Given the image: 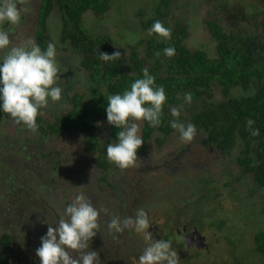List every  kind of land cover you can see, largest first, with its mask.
I'll return each instance as SVG.
<instances>
[{
    "label": "rangeland",
    "instance_id": "1",
    "mask_svg": "<svg viewBox=\"0 0 264 264\" xmlns=\"http://www.w3.org/2000/svg\"><path fill=\"white\" fill-rule=\"evenodd\" d=\"M40 1L20 0L25 9L20 22L4 25L11 29L14 42L35 39ZM151 2L112 0L111 8L104 15L85 12L83 23L94 34L112 36L115 44L120 40V46L140 39L145 41L148 34L139 30L135 11H151ZM263 12L264 0H172L167 19L170 23L180 19L188 22L185 44L212 54L214 41L204 19L218 16L219 22L228 28L237 25L240 29H249V24L256 18L261 19ZM59 25L52 11L46 26L50 41L57 46L61 69L58 83L71 93L82 89L80 81L84 74L76 57L60 43ZM3 54L0 50V55ZM50 103L43 115L37 116L35 131L16 124L7 113L0 120V235L7 233L14 248L13 256L2 264H40L36 249L47 230L41 221L46 218L55 223L63 204L77 191H83L96 207L107 210L101 213L99 232L90 241V248L99 254V264H137L139 251L148 243L143 233L132 228L114 234L107 229L112 209L124 205L122 213L127 215L120 217L135 215L132 206L135 199L127 204L133 190L142 201L138 199L143 206L140 208L149 214L150 226L156 227V233L161 235L171 234L168 240L176 252L181 250L177 247L182 239L178 230L183 225L199 229L209 250H204L189 264H200L202 259L206 264H236L235 254L251 246L254 232L264 225L262 215L252 212L258 209L247 198L245 179L235 176L240 171L238 165L214 147L204 145L202 133L197 132L190 142L181 141L177 131L160 142L147 141L136 165L119 170L113 167V171L106 172L111 184L107 185L97 174L98 169L89 165L79 138L62 134L52 139L46 121L50 122L58 110L54 113L55 108L51 106L55 102ZM219 218L224 219L220 229L210 226ZM224 230L232 232L231 239L222 236Z\"/></svg>",
    "mask_w": 264,
    "mask_h": 264
},
{
    "label": "trees",
    "instance_id": "2",
    "mask_svg": "<svg viewBox=\"0 0 264 264\" xmlns=\"http://www.w3.org/2000/svg\"><path fill=\"white\" fill-rule=\"evenodd\" d=\"M171 2L152 0L151 11H135L139 30L147 32V39L120 46V40L115 44L112 36L94 34L83 23L85 12L104 15L111 8L112 0L40 1L35 41L41 48L50 41L46 21L53 11L60 23V43L76 57L84 74L80 81L81 90L68 93L69 89L62 87L61 100L51 106L55 108L54 113L58 112L53 114L50 122L46 121L47 128L52 131V139L62 134L79 138L85 147L84 154L89 157V165L98 169L100 179L111 185L106 172L113 171V167L119 168L107 159L105 149L107 143L115 140L118 129L107 121V96L122 93L147 68L155 77V84L164 87L167 99L162 107L161 123L156 127L144 123L141 129L144 143L137 150V157L145 152L147 141L160 142L171 132H176L170 126V121L176 119L172 117L170 108L183 104L178 119L185 124L193 123L197 132L202 133L204 145L214 147L238 165L240 171L235 176L245 179L247 198L253 208L258 209L252 212L262 215L264 221V12L259 16L261 19L256 18L249 24V29H240L237 25L228 28L219 22L218 16L204 19L205 28L214 41L213 53L210 54L202 48H191L185 44L189 23L181 19L172 23L168 21ZM155 20L171 29L169 39L149 34L148 29ZM168 46L175 49L171 57L163 53ZM100 51L108 54L119 51L121 56L105 62L99 59ZM157 52L160 54L156 55ZM185 92L192 93L190 104L183 101ZM63 104L69 106L63 108ZM3 118L4 114L0 112V120ZM248 119L255 121L252 127L259 129V135L250 134L246 126ZM2 152L5 158V151ZM131 186L137 189L135 185ZM128 197L131 199L127 204L135 199L132 206L135 211L140 208V198L135 190ZM123 211L124 205H121L112 209L110 215H127ZM223 224L224 219L219 218L210 226L220 229ZM222 232L224 238L231 239L232 232ZM154 233L158 236L155 239L168 240L171 236L156 233V229ZM250 245L243 249V253L241 249L235 254L238 257L236 264H264V225L254 232ZM13 252L11 237L7 233L1 234L0 263L8 261ZM177 253L178 264L190 262L183 259L179 251ZM203 260L201 263L206 264Z\"/></svg>",
    "mask_w": 264,
    "mask_h": 264
},
{
    "label": "clouds",
    "instance_id": "3",
    "mask_svg": "<svg viewBox=\"0 0 264 264\" xmlns=\"http://www.w3.org/2000/svg\"><path fill=\"white\" fill-rule=\"evenodd\" d=\"M18 5L20 0H0V50L4 53L0 55V112L10 114L16 124L35 131L37 116L43 115L50 102L62 98L63 89L58 83L61 69L54 42L49 41L45 48L31 37L22 43L14 42L11 29L4 25L20 22L25 9ZM148 32L167 40L171 29L155 20ZM163 53L171 57L175 49L168 46ZM98 55L100 60L107 62L120 57L121 53L100 51ZM142 72L143 75L133 80L122 93L107 96V121L118 131L115 140L106 144L105 152L107 159L120 169L136 165L137 150L144 143L141 129L145 122L151 127L161 123L162 107L167 99L164 87L155 84V77L148 69L144 68ZM183 101L190 104L192 93L185 92ZM182 109L183 104L170 108L172 117L176 118L170 121V126L177 131L181 141L190 142L197 129L193 123L185 124L178 119ZM254 123L248 119L246 126L251 135L257 136L259 129L252 127ZM105 211L103 207H96L83 191H77L69 202L63 204L55 223L46 218L41 221L47 225V230L36 249L40 264H99V254L90 248V241L99 232V218ZM149 226V214L143 208H138L134 216L112 215L107 221L110 234L128 228L143 233L148 243L136 258L137 264H178L179 256L171 241L153 239Z\"/></svg>",
    "mask_w": 264,
    "mask_h": 264
},
{
    "label": "flooded vegetation",
    "instance_id": "4",
    "mask_svg": "<svg viewBox=\"0 0 264 264\" xmlns=\"http://www.w3.org/2000/svg\"><path fill=\"white\" fill-rule=\"evenodd\" d=\"M195 226L193 227H189L187 228V226L184 227H181L180 230H178V234L181 236V240L180 242L178 243L177 247H179L178 249L181 248V250L179 251L181 257L184 259L186 258L188 261H193L195 258L197 259V257L199 258L200 256V253L202 254V252L204 250H209V245H200V246H197L195 243H191V242H188L189 240L187 239V234L194 228ZM197 228V227H196ZM152 229H156V227H151L149 226V229L151 232H152ZM198 230V229H197ZM199 232V231H198ZM202 235V234H201ZM196 238V236H195ZM155 239V238H154ZM192 239V238H191ZM200 242V241H198ZM173 243V242H172ZM210 251L206 252V253H203L204 254H208ZM199 261V260H198ZM2 263H5V262H2ZM0 263V264H2ZM189 263V262H188ZM187 263V264H188ZM199 264V262H197ZM201 264V263H200Z\"/></svg>",
    "mask_w": 264,
    "mask_h": 264
},
{
    "label": "water",
    "instance_id": "5",
    "mask_svg": "<svg viewBox=\"0 0 264 264\" xmlns=\"http://www.w3.org/2000/svg\"><path fill=\"white\" fill-rule=\"evenodd\" d=\"M196 236V238H195ZM152 237L157 238V234L154 233V230L152 229ZM187 239L189 240L188 242L195 243L197 246L204 245V236L198 232L196 227H194L188 234H187ZM192 238V239H191ZM200 241V242H198Z\"/></svg>",
    "mask_w": 264,
    "mask_h": 264
}]
</instances>
